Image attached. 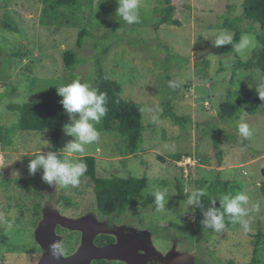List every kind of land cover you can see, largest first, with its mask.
Returning a JSON list of instances; mask_svg holds the SVG:
<instances>
[{
  "label": "rangeland",
  "instance_id": "374dc122",
  "mask_svg": "<svg viewBox=\"0 0 264 264\" xmlns=\"http://www.w3.org/2000/svg\"><path fill=\"white\" fill-rule=\"evenodd\" d=\"M54 1L0 0V214L12 222L11 228L0 223V260H5L4 264H33L38 257L34 232L32 235L37 218L34 206L43 202L47 184L41 179L42 170L29 174L28 163L41 147L42 152L49 150L44 145L50 131L20 130L22 105L59 102L55 86L77 76L94 86L100 59L105 73L121 84L122 97L143 107L142 152L121 155L118 135L101 130L100 140L86 146L84 154L94 156L98 177L147 178V188L134 202L138 204L128 205L126 211L131 218L143 220L147 234L145 254L135 258L136 264H202L203 260L208 262L205 264H229V260L249 264L253 259L255 264H264V113L250 114L241 108L235 118L222 121L218 116L222 102H236L246 94L255 97L253 103L262 109L264 101L258 96L257 85L263 79L258 70L242 66L253 49L241 56L234 51L223 53L212 45L218 32L234 34L235 28L256 40L259 26L251 28L243 19V0H170L179 25L160 23L167 0H141V20L133 25L115 16L116 0H77L74 7ZM82 27L87 34L78 48ZM66 51H75L71 70L65 68ZM168 76L180 82L177 90L169 87ZM167 102L179 122L161 117ZM240 121L250 125L251 138L239 136ZM66 123L67 114L63 125ZM63 125L56 151L61 157L64 145L73 139L64 133ZM178 154L181 158L174 160ZM23 179L38 181H31L26 188L21 187ZM217 179L232 181L233 194L246 191L250 208L260 204L259 211L249 214L248 232L227 220L222 233L198 231L196 214L193 219L191 211L185 212L183 195L187 190L201 188L212 197L214 192L208 187ZM156 186L174 192L165 210L157 211L153 204L141 208L139 202L153 196ZM56 193L55 206L67 217L79 218L95 204L93 180L86 175L79 187L57 185ZM46 208L42 207L43 216ZM171 250L176 253L175 260L166 258Z\"/></svg>",
  "mask_w": 264,
  "mask_h": 264
},
{
  "label": "trees",
  "instance_id": "16d2710c",
  "mask_svg": "<svg viewBox=\"0 0 264 264\" xmlns=\"http://www.w3.org/2000/svg\"><path fill=\"white\" fill-rule=\"evenodd\" d=\"M55 4L60 6L74 7L77 0H55ZM174 6L170 0H167V6L162 9V16L160 23L169 25H179V21L173 18ZM242 17L249 22L251 28L255 25L259 26V30L256 34V47L252 50L251 56L246 60L242 66L250 70H258L259 75L264 80V0H243L242 2ZM116 26L112 28L114 31ZM241 30L235 28L234 42H238L241 36ZM87 31L85 27L79 32L77 37L76 46L80 48L83 45L84 37ZM107 49H104L106 52ZM220 51L223 53L233 52L231 45L220 47ZM100 59L97 60L98 64L95 69V84L100 91L107 93V114L102 118L99 124L96 125L98 130L106 132H114L118 135L121 141V155L133 154L142 152L141 144L144 139V130L146 125L142 121L143 107L139 102L134 100H127L122 97L121 84L111 78L103 70ZM76 62L75 51H66L64 53V64L67 70H71ZM168 81H173L169 76ZM176 90L178 88H175ZM230 94V92H228ZM256 98L246 94L241 100L231 102L226 100L219 105V119L222 121L232 119L240 114V109L245 108L250 114L255 112L264 113V107L259 109L257 103H253ZM258 110V111H257ZM161 117H167L174 122H179L180 118L176 115L169 102L163 105V109L160 112ZM66 113L63 110L62 105L59 102H26L22 105L20 110L18 127L20 130L25 131H43L49 130V142L51 147L48 151L56 152L58 150V141L61 135V129L64 122ZM87 163L86 176L93 180V191L95 196V206L99 208L101 215L108 214L113 211H122L127 203H134L137 201L138 195H140L148 186L147 178L140 177L135 178L133 176H112L108 178L98 177L96 175V160L93 155H83L81 157ZM181 155H175L174 160H179ZM219 164L222 163V154H217ZM159 160H164L162 156H159ZM34 181L37 184V179L26 180L23 179L21 187L30 188V182ZM232 181H221L217 179L209 184L208 189L210 192H214L211 198H219L224 193H232L235 185L231 184ZM181 189V188H180ZM35 192H39L35 189ZM261 192L264 196V183L261 185ZM188 192L183 195L184 200L187 199ZM210 196L206 195L203 198V203L206 206L209 202ZM65 202H70L69 198H64ZM145 205L153 204L154 197L148 196L146 200H143ZM41 206L40 203L35 204V209ZM216 206L219 207V200L216 201ZM207 207V206H206ZM197 230H211L205 229L201 224L202 214L199 209L195 211ZM260 231L255 235V247L254 253L257 252L258 238L260 237ZM229 264H235L232 260L228 261ZM257 263L256 259H253L249 264Z\"/></svg>",
  "mask_w": 264,
  "mask_h": 264
},
{
  "label": "clouds",
  "instance_id": "9594fccd",
  "mask_svg": "<svg viewBox=\"0 0 264 264\" xmlns=\"http://www.w3.org/2000/svg\"><path fill=\"white\" fill-rule=\"evenodd\" d=\"M116 2V17L128 25L140 23L141 0H116ZM212 45L218 48L231 45L235 53L246 56L256 47V40L251 34H243L238 42H234L233 33L220 31L215 35ZM180 86L179 81H169L171 88ZM55 87L58 96L61 97L59 103L69 119V123L63 125V131L73 139L64 145L62 157L54 151L42 152L41 147L29 161L28 172L30 175H35L38 170H42V181L54 189L57 185L62 188H76L79 187L81 178L87 172V163L81 158L86 152V146L98 142L101 137V132L96 125L107 114V93L100 91L87 80L82 81L79 76ZM257 92L259 98L264 101V80L259 81ZM152 119L155 121L156 117L153 116ZM237 130L242 139H249L252 136L251 127L247 122L240 121L237 124ZM44 146L51 147V144L47 141ZM187 192L185 212L191 211L194 219V213L199 209L203 217L201 220L203 227L216 233H222L226 229V220L232 224H240L242 229L248 232L250 212L260 209L259 203L249 207L250 197L246 191H237L234 194L224 193L218 199L210 197L207 207L202 202L206 195L203 189L191 188ZM172 194L174 192H170L167 187H154L152 195L157 211L165 210V204ZM217 200H219V207L216 206ZM0 223L7 225L8 228L12 227V222L3 214H0ZM63 251L64 247L60 242L53 241L49 244V253L53 260H59Z\"/></svg>",
  "mask_w": 264,
  "mask_h": 264
},
{
  "label": "flooded vegetation",
  "instance_id": "af4514ba",
  "mask_svg": "<svg viewBox=\"0 0 264 264\" xmlns=\"http://www.w3.org/2000/svg\"><path fill=\"white\" fill-rule=\"evenodd\" d=\"M45 192L47 193L41 203V210H39V213L37 211L36 213L34 212L37 218L33 225L32 235L42 219V207L44 205L52 206L53 201L56 199L58 202L59 196L56 193V188L54 189L46 185L43 193L45 194ZM137 204L127 203L122 211H113L104 215H101L99 208L94 204L91 209L79 215L81 219L79 220V226L75 230H70L66 226L56 224L55 232L61 238L60 243L64 247L63 255L68 256L73 254L75 250L80 251L82 239L87 237L88 241L85 245L87 249L84 256L89 258L86 261L83 257L85 264H136L135 258H139L141 253L145 254L144 246L147 234L143 229V220L131 218L130 215H126V211L128 205ZM139 206L143 209L146 207L144 201H140ZM36 245L38 247V257L33 264L37 263L42 254V249L37 243ZM95 248H105V251L102 253L105 258L92 257L95 254ZM92 253L93 255H91ZM3 254L6 253L4 252ZM4 261L3 259L0 260V264H4ZM205 263L208 262L203 260L202 264Z\"/></svg>",
  "mask_w": 264,
  "mask_h": 264
},
{
  "label": "water",
  "instance_id": "95a60500",
  "mask_svg": "<svg viewBox=\"0 0 264 264\" xmlns=\"http://www.w3.org/2000/svg\"><path fill=\"white\" fill-rule=\"evenodd\" d=\"M51 205H45L47 207L46 209L48 210L47 213H44L43 218L40 220L38 223L37 227L34 230V239L36 243L40 246L42 249V254L37 261L36 264H85L84 261L88 260L89 257H85L84 255L86 254V247L85 245L87 244L88 238L85 237L82 239V246H81V254L80 251L77 250L73 252V254L65 256L62 254L59 260H53L50 256L49 253V244L52 243L53 241H58L60 242V236H58L55 233V225L56 224H61L63 226H67L72 230L77 229L79 226V220L81 218H75V217H67L58 211V209L55 206V201ZM101 227V226H99ZM149 244H152V239L149 238ZM148 250L150 253H153L155 250L150 246L148 247ZM105 251V248H95V254L93 253L92 257L95 258H105V256L102 254ZM153 251V252H152ZM174 253V252H173ZM171 250V254L166 255V258L169 257V259H174L176 256V253L173 254ZM85 260H84V258Z\"/></svg>",
  "mask_w": 264,
  "mask_h": 264
}]
</instances>
